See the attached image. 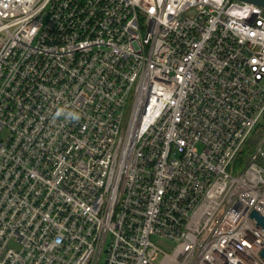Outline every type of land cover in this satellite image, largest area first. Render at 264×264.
<instances>
[{
	"label": "built area",
	"instance_id": "1",
	"mask_svg": "<svg viewBox=\"0 0 264 264\" xmlns=\"http://www.w3.org/2000/svg\"><path fill=\"white\" fill-rule=\"evenodd\" d=\"M254 211L263 7L0 0V264H264Z\"/></svg>",
	"mask_w": 264,
	"mask_h": 264
},
{
	"label": "rangeland",
	"instance_id": "2",
	"mask_svg": "<svg viewBox=\"0 0 264 264\" xmlns=\"http://www.w3.org/2000/svg\"><path fill=\"white\" fill-rule=\"evenodd\" d=\"M261 135V134H260ZM259 135L257 133H253L250 137V139L248 140V142L243 146L242 149V153H247V155L251 152V147L253 148V146L255 145L256 141L258 140ZM246 160H244V164H245ZM153 240L155 242H159L161 243L160 239H158L157 237H153ZM163 248H165L167 251H171L173 245L169 244L168 242L166 243H161L160 244Z\"/></svg>",
	"mask_w": 264,
	"mask_h": 264
},
{
	"label": "water",
	"instance_id": "3",
	"mask_svg": "<svg viewBox=\"0 0 264 264\" xmlns=\"http://www.w3.org/2000/svg\"><path fill=\"white\" fill-rule=\"evenodd\" d=\"M239 1L244 3L254 4L264 8V0H239ZM252 217L258 221V225L264 230V217L256 211L252 213ZM262 255L264 256V251L262 252Z\"/></svg>",
	"mask_w": 264,
	"mask_h": 264
},
{
	"label": "trees",
	"instance_id": "4",
	"mask_svg": "<svg viewBox=\"0 0 264 264\" xmlns=\"http://www.w3.org/2000/svg\"><path fill=\"white\" fill-rule=\"evenodd\" d=\"M261 131L262 130V126H260L259 128H258V131ZM247 153H242L239 157H238V159H237V163H238V166H240V167H243V165H244V160H246L247 159Z\"/></svg>",
	"mask_w": 264,
	"mask_h": 264
}]
</instances>
